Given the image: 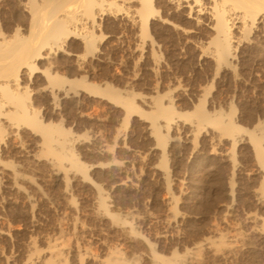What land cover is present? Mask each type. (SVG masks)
<instances>
[{
	"label": "rangeland",
	"instance_id": "374dc122",
	"mask_svg": "<svg viewBox=\"0 0 264 264\" xmlns=\"http://www.w3.org/2000/svg\"><path fill=\"white\" fill-rule=\"evenodd\" d=\"M105 1L112 12L84 29L97 51L72 38L23 76L32 112L67 133L45 146L31 127H7L0 264H264V167L252 141L264 149V61L218 64L211 0H155L147 35L139 0ZM27 2L0 0L1 35L29 27Z\"/></svg>",
	"mask_w": 264,
	"mask_h": 264
},
{
	"label": "bare ground",
	"instance_id": "6f19581e",
	"mask_svg": "<svg viewBox=\"0 0 264 264\" xmlns=\"http://www.w3.org/2000/svg\"><path fill=\"white\" fill-rule=\"evenodd\" d=\"M139 1L142 31L147 35L153 26L152 22L156 20L154 16L160 15V11L154 7L155 0ZM195 2L198 4L201 0ZM105 3V0H28L25 7L28 9L29 27H18L8 36L0 34V153L4 151L3 146L6 147L7 127L17 131L23 125L31 127L41 134L45 146L54 140L64 144L55 135L65 136L66 130L58 125L44 123L36 112H32L31 94L28 87L22 86L23 76L37 73L38 62L61 51L72 38L82 40L85 54L97 51L96 36L93 31L84 32V29H88L91 23L96 24L106 12H112V4L105 8ZM210 7L218 64L227 63L239 56L242 64L255 62L256 59L264 61V40L259 38L264 33V0H211ZM234 30L239 32V37L235 38ZM46 75L47 80L57 86L63 82L61 77L49 71ZM76 81L69 80L71 83ZM90 87L122 103L127 113L137 112L134 101L121 98L114 88ZM158 111L167 121H172L171 108L160 105ZM195 112L200 119L206 118L199 106ZM217 124L225 126L219 121ZM226 128L229 131L239 129L232 124H227ZM156 135L159 143L164 144V138L158 130ZM252 141L256 156L264 167V149L260 140L252 136ZM49 153L69 160L76 170L85 172L84 166L79 164L74 155H61L53 149H49ZM104 264L125 263L108 258Z\"/></svg>",
	"mask_w": 264,
	"mask_h": 264
}]
</instances>
